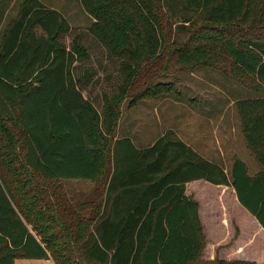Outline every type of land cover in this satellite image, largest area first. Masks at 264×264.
Returning a JSON list of instances; mask_svg holds the SVG:
<instances>
[{
  "label": "trees",
  "instance_id": "16d2710c",
  "mask_svg": "<svg viewBox=\"0 0 264 264\" xmlns=\"http://www.w3.org/2000/svg\"><path fill=\"white\" fill-rule=\"evenodd\" d=\"M79 2L92 19L85 27L71 26L40 0H26L3 36L0 264L50 258L55 264H255L201 259L198 203L185 185L230 186L264 229V0H184L186 9L199 13L198 35L170 51L179 64L215 66L260 93L235 101L245 146L260 169L251 176L235 159L229 177L173 130L142 148L130 137L113 138L119 104L165 46L161 0ZM93 57L116 65L110 92L97 91ZM148 79L132 102L171 89ZM101 175V198L87 219L73 207L63 218L61 203L53 197L45 202L37 190L44 184L36 176Z\"/></svg>",
  "mask_w": 264,
  "mask_h": 264
},
{
  "label": "rangeland",
  "instance_id": "374dc122",
  "mask_svg": "<svg viewBox=\"0 0 264 264\" xmlns=\"http://www.w3.org/2000/svg\"><path fill=\"white\" fill-rule=\"evenodd\" d=\"M25 1L0 0V46L6 29L18 18ZM40 1L47 7L58 10L73 27L82 28L92 21L79 0ZM183 1L161 0V28L166 38L165 46L157 59L147 64V70L140 73L134 90L119 104V119L113 138L127 136L136 146L145 147L166 130H173L179 137L211 156L229 177V164L238 159L234 155L242 159L250 157L235 101L255 97L260 93L240 86L215 66L184 65L174 61L170 54L173 47L188 42L190 36L195 38L198 35L194 29L199 25V13L186 9ZM249 32L255 33L256 37L260 34L259 30L249 29ZM91 62L98 69L97 91L103 89L110 92L118 81L114 69L116 65L106 63L103 58L93 57ZM106 75H109L107 80ZM148 77L153 81H162L171 89L132 102L135 93L144 87L143 82L149 80ZM250 159L252 161L251 157ZM256 170V167H248L249 174ZM36 177L37 183L44 184V189L40 185L37 187L43 200L47 202L49 197H53L56 203H61L64 209L63 218L67 217V211L70 213L71 207L85 219L93 215L92 205L101 198L103 175L95 179L48 180L41 176ZM186 195L198 203V215L204 235L201 259L232 260L229 258L236 253L233 246L238 243V235L247 236L252 231L246 220L245 213L248 212L237 202L233 189L200 180L199 183L188 184ZM28 226L31 229L30 223ZM33 233L36 234L35 231ZM61 240L71 244V239ZM78 245L79 243L75 247L78 248ZM49 260L48 264H55L52 258ZM33 263L32 260L17 261V264Z\"/></svg>",
  "mask_w": 264,
  "mask_h": 264
},
{
  "label": "crops",
  "instance_id": "0c3cea01",
  "mask_svg": "<svg viewBox=\"0 0 264 264\" xmlns=\"http://www.w3.org/2000/svg\"><path fill=\"white\" fill-rule=\"evenodd\" d=\"M181 139L187 145L191 146L192 149L195 150L202 157H204L205 159H207L209 161H213L211 159V156H208L207 154L202 152L203 151L202 149H201L202 150L201 151L200 148L194 147L193 144L191 142H189L188 140H185L183 138H181ZM202 144H203V142H202ZM138 148H142V147H138ZM246 150L248 151L247 148H246ZM248 153H249V156L252 158V161H251L250 157H248V159H242V158H239L237 156L235 157V155H234V158L240 159L245 164V166L247 167V172H248V167H256L257 168L256 171H254L252 174L248 173L249 175L252 176L259 171L260 166L255 162L251 153L250 152H248ZM213 162H215V161H213ZM232 163L233 162H231L229 164V167H232ZM202 181H204V180H202ZM199 182H200V180H194V181L186 183L185 194L187 191L188 184H194V183H199ZM204 182H206V181H204ZM216 186H223V185H216ZM224 187H226V186H224ZM245 214H246V220H247L248 224L251 226L252 231L247 236L242 235L240 237V235H238V237H237L238 243H236L235 246H233L234 252L236 251V253L233 257H231L229 259L247 260V261H253V262H255V264H264V229L259 225L257 220L249 212H248V214L247 213H245ZM18 260H21V259H16L15 264H17ZM22 260H32V261H34L33 264H48V263H50L49 259H45V260L22 259Z\"/></svg>",
  "mask_w": 264,
  "mask_h": 264
}]
</instances>
